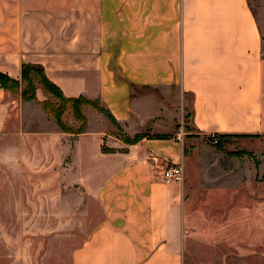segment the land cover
Returning <instances> with one entry per match:
<instances>
[{"label":"crops","instance_id":"1","mask_svg":"<svg viewBox=\"0 0 264 264\" xmlns=\"http://www.w3.org/2000/svg\"><path fill=\"white\" fill-rule=\"evenodd\" d=\"M23 63L65 97L99 100L129 135L148 132L133 144L78 135L70 168L103 214L72 264H184L180 183L161 177L184 156L167 96L191 97L197 134L264 139L263 41L247 0H0V72L20 80ZM7 95L0 86V133L18 104ZM61 133L35 137L65 153Z\"/></svg>","mask_w":264,"mask_h":264},{"label":"rangeland","instance_id":"2","mask_svg":"<svg viewBox=\"0 0 264 264\" xmlns=\"http://www.w3.org/2000/svg\"><path fill=\"white\" fill-rule=\"evenodd\" d=\"M247 2L264 56V0ZM36 74L30 72L29 83L6 82L7 96L18 104L0 133V264H72L74 251L103 214L70 168L78 135L97 132L103 144L115 138L130 144L126 140L139 135H129L97 99L82 103L77 116L66 104L57 113L62 130L44 108L60 103ZM166 104L176 118L182 115L168 135H179L184 148L183 180L178 184L184 264H264V139L197 134L190 96H183L182 106L167 96ZM83 127L84 132L75 133ZM38 131L63 132L61 141H55L69 151L54 148L47 153L46 142L35 137ZM84 140L82 153L88 161L91 139Z\"/></svg>","mask_w":264,"mask_h":264},{"label":"trees","instance_id":"3","mask_svg":"<svg viewBox=\"0 0 264 264\" xmlns=\"http://www.w3.org/2000/svg\"><path fill=\"white\" fill-rule=\"evenodd\" d=\"M30 72H34L35 74L37 73L39 75L40 81L42 82L44 88L49 91L52 95L55 96V98L59 101L60 105L58 107H52V106H45V110H47L48 113L52 114L53 117L55 118V120L57 121L59 127L64 130L63 126H62V121L60 120V116L57 114L59 113V111H65V106L66 104H69V109L70 111L73 113L74 116L79 115L81 112L80 109V105L82 103H90L92 104L93 102H95V100H91V99H87L84 96H78V97H65L63 95V93L61 92V90L59 89V87H57L54 83H52L45 75L43 67L39 64H31V63H23L21 65V75H20V79L22 81H25L27 83H29V76H30ZM36 74V75H37ZM16 82V80L8 77L7 75L3 74L0 72V86L2 88H8L6 86V82ZM60 109V110H59ZM107 113H109L107 111ZM109 115L111 116V114L109 113ZM111 118L113 119V121H115V119L111 116ZM116 122V121H115ZM85 129L83 127V129H80L79 131H76L75 133H81L84 132ZM216 136H219V138H226V137H249L250 135H243V134H215ZM145 134H139L136 135L134 138H132L131 140H126L127 142H129L130 144L136 143L137 141H139L142 137H144ZM103 150H106L103 146Z\"/></svg>","mask_w":264,"mask_h":264},{"label":"built area","instance_id":"4","mask_svg":"<svg viewBox=\"0 0 264 264\" xmlns=\"http://www.w3.org/2000/svg\"><path fill=\"white\" fill-rule=\"evenodd\" d=\"M161 177L167 183H181L183 180L182 166L180 164L165 165L162 167Z\"/></svg>","mask_w":264,"mask_h":264}]
</instances>
